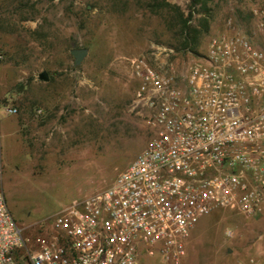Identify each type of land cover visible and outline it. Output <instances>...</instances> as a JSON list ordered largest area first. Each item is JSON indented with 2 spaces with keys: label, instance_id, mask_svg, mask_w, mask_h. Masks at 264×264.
I'll list each match as a JSON object with an SVG mask.
<instances>
[{
  "label": "rangeland",
  "instance_id": "rangeland-1",
  "mask_svg": "<svg viewBox=\"0 0 264 264\" xmlns=\"http://www.w3.org/2000/svg\"><path fill=\"white\" fill-rule=\"evenodd\" d=\"M259 9L264 0H0V187L24 237L45 238L56 210L107 185L151 135L132 107L129 58L183 70L228 19L264 50ZM183 18L194 51L175 48ZM75 47L87 49L78 65ZM136 264L169 263L153 250ZM180 264H264V207L199 217Z\"/></svg>",
  "mask_w": 264,
  "mask_h": 264
},
{
  "label": "built area",
  "instance_id": "built-area-1",
  "mask_svg": "<svg viewBox=\"0 0 264 264\" xmlns=\"http://www.w3.org/2000/svg\"><path fill=\"white\" fill-rule=\"evenodd\" d=\"M128 61L151 135L107 185L56 210L45 238L24 237L0 187V264H136L153 250L180 264L199 217L262 211L264 50L228 19L183 70L145 53Z\"/></svg>",
  "mask_w": 264,
  "mask_h": 264
},
{
  "label": "trees",
  "instance_id": "trees-1",
  "mask_svg": "<svg viewBox=\"0 0 264 264\" xmlns=\"http://www.w3.org/2000/svg\"><path fill=\"white\" fill-rule=\"evenodd\" d=\"M187 18H183L180 23V27L177 29V35L179 37L178 47L176 49L194 51V47L196 45V33L197 30L195 28H190L186 23ZM207 27L206 22L204 21L203 28Z\"/></svg>",
  "mask_w": 264,
  "mask_h": 264
},
{
  "label": "water",
  "instance_id": "water-1",
  "mask_svg": "<svg viewBox=\"0 0 264 264\" xmlns=\"http://www.w3.org/2000/svg\"><path fill=\"white\" fill-rule=\"evenodd\" d=\"M86 52H87V49L85 47H75V48L69 49V54L73 58V65L80 64L81 60L86 55ZM38 79L44 80V81L47 79L46 74H45L44 71H41L38 74Z\"/></svg>",
  "mask_w": 264,
  "mask_h": 264
}]
</instances>
